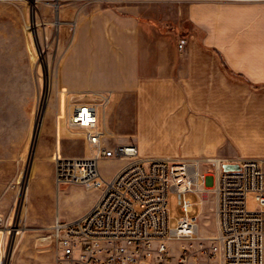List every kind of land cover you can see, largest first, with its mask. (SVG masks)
<instances>
[{
  "label": "crops",
  "instance_id": "1",
  "mask_svg": "<svg viewBox=\"0 0 264 264\" xmlns=\"http://www.w3.org/2000/svg\"><path fill=\"white\" fill-rule=\"evenodd\" d=\"M194 12L190 21L203 33L202 41L191 36L183 48L135 22L117 24L104 12L84 17L63 74L64 89L99 93L92 101L77 100L82 102L111 93L98 109L110 147L134 143L147 158L264 157V8L219 5L212 11L201 5ZM104 23L111 25L96 26ZM221 56L256 86L229 75ZM81 140V154L67 156L89 155L83 135ZM114 160L118 166L124 162ZM98 195L64 219L86 213ZM36 204L35 219L41 221L43 204ZM56 215L62 217L58 208L41 222L50 229Z\"/></svg>",
  "mask_w": 264,
  "mask_h": 264
},
{
  "label": "rangeland",
  "instance_id": "2",
  "mask_svg": "<svg viewBox=\"0 0 264 264\" xmlns=\"http://www.w3.org/2000/svg\"><path fill=\"white\" fill-rule=\"evenodd\" d=\"M201 5L212 11L219 5L264 8V0H65L60 9L59 31L54 30L55 13L48 1L33 9L25 0H0V264H54L51 241L43 239L50 229L41 221L57 208L63 218L77 215L99 194L98 189L79 184L58 189L51 179L57 153L80 155L83 150L81 132L65 128L70 104L81 97L92 101L99 96L93 91H68L63 85L81 20L97 11L104 12L117 24L135 22L147 33L153 31L183 48L191 36L199 41L203 37L190 21ZM32 20L35 22L30 25ZM226 70L233 78L256 86L243 75L228 67ZM59 125L64 126L63 130ZM118 162L100 161L101 174L113 175ZM187 196L195 204L190 216H197L200 232L205 237L213 236L214 195L207 194L205 203L195 193ZM183 199L180 193L169 196L171 227L186 215L181 209ZM36 202L43 204L41 221L35 219ZM247 206L258 207L254 194L248 196ZM176 247L171 244L173 250Z\"/></svg>",
  "mask_w": 264,
  "mask_h": 264
},
{
  "label": "built area",
  "instance_id": "3",
  "mask_svg": "<svg viewBox=\"0 0 264 264\" xmlns=\"http://www.w3.org/2000/svg\"><path fill=\"white\" fill-rule=\"evenodd\" d=\"M25 1L33 9L48 1L55 13L54 30H60L65 0ZM110 99L111 93L103 92L99 101L75 100L69 106L67 126L82 133L89 155L57 153L55 183L58 189L66 184L98 189L99 195L73 220L55 216L43 238L51 241L55 264H264V157L147 158L134 143L110 147L98 120L100 105ZM110 159L124 162L104 177L99 163ZM171 193L183 195L186 213L175 227L169 225ZM188 193L199 195L203 203L207 194L214 195L213 236L205 237L197 216H190L195 204ZM250 194L256 209L247 206ZM171 244L177 247L173 250Z\"/></svg>",
  "mask_w": 264,
  "mask_h": 264
},
{
  "label": "trees",
  "instance_id": "4",
  "mask_svg": "<svg viewBox=\"0 0 264 264\" xmlns=\"http://www.w3.org/2000/svg\"><path fill=\"white\" fill-rule=\"evenodd\" d=\"M191 23H192V22H191ZM192 24H193V23H192ZM193 26H194V24H193ZM200 41H202V39H201ZM221 59H222L223 63L225 64V67H228L230 71H233V70L229 67V65L227 64V62H226L225 59L223 58V56H221Z\"/></svg>",
  "mask_w": 264,
  "mask_h": 264
},
{
  "label": "water",
  "instance_id": "5",
  "mask_svg": "<svg viewBox=\"0 0 264 264\" xmlns=\"http://www.w3.org/2000/svg\"><path fill=\"white\" fill-rule=\"evenodd\" d=\"M233 166V164H225V168H232Z\"/></svg>",
  "mask_w": 264,
  "mask_h": 264
},
{
  "label": "bare ground",
  "instance_id": "6",
  "mask_svg": "<svg viewBox=\"0 0 264 264\" xmlns=\"http://www.w3.org/2000/svg\"><path fill=\"white\" fill-rule=\"evenodd\" d=\"M59 22V21H56V23Z\"/></svg>",
  "mask_w": 264,
  "mask_h": 264
}]
</instances>
